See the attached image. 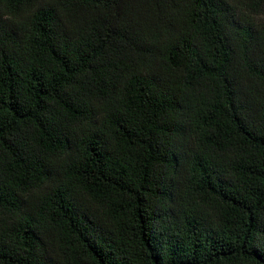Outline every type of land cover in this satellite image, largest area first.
I'll list each match as a JSON object with an SVG mask.
<instances>
[{
    "label": "trees",
    "instance_id": "1",
    "mask_svg": "<svg viewBox=\"0 0 264 264\" xmlns=\"http://www.w3.org/2000/svg\"><path fill=\"white\" fill-rule=\"evenodd\" d=\"M264 0H0V264H264Z\"/></svg>",
    "mask_w": 264,
    "mask_h": 264
},
{
    "label": "rangeland",
    "instance_id": "2",
    "mask_svg": "<svg viewBox=\"0 0 264 264\" xmlns=\"http://www.w3.org/2000/svg\"><path fill=\"white\" fill-rule=\"evenodd\" d=\"M261 19H264V16H262Z\"/></svg>",
    "mask_w": 264,
    "mask_h": 264
}]
</instances>
